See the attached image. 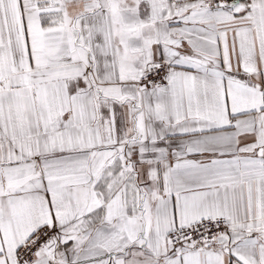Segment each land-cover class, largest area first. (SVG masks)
<instances>
[{
    "label": "snow or ice",
    "instance_id": "snow-or-ice-1",
    "mask_svg": "<svg viewBox=\"0 0 264 264\" xmlns=\"http://www.w3.org/2000/svg\"><path fill=\"white\" fill-rule=\"evenodd\" d=\"M0 264H264V0H0Z\"/></svg>",
    "mask_w": 264,
    "mask_h": 264
}]
</instances>
